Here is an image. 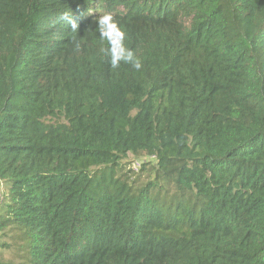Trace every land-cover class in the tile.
Here are the masks:
<instances>
[{
	"label": "trees",
	"instance_id": "obj_1",
	"mask_svg": "<svg viewBox=\"0 0 264 264\" xmlns=\"http://www.w3.org/2000/svg\"><path fill=\"white\" fill-rule=\"evenodd\" d=\"M1 185L0 264H264V0H0Z\"/></svg>",
	"mask_w": 264,
	"mask_h": 264
},
{
	"label": "clouds",
	"instance_id": "obj_2",
	"mask_svg": "<svg viewBox=\"0 0 264 264\" xmlns=\"http://www.w3.org/2000/svg\"><path fill=\"white\" fill-rule=\"evenodd\" d=\"M69 23L72 31L76 32L79 30V23L76 20L71 19ZM97 23L101 38L107 41L108 47L105 52L110 57L112 68H118L123 62L131 64L136 70H140L143 66L142 61L127 46V33L114 17L111 14H105L98 19Z\"/></svg>",
	"mask_w": 264,
	"mask_h": 264
},
{
	"label": "rangeland",
	"instance_id": "obj_3",
	"mask_svg": "<svg viewBox=\"0 0 264 264\" xmlns=\"http://www.w3.org/2000/svg\"><path fill=\"white\" fill-rule=\"evenodd\" d=\"M148 159H151L152 161H151V163L153 164V165H155L156 163H157V160L154 158V156H148V155H143V156H139V157H135L134 155H131L130 156V158H129V160H131V166H130V168L131 169H134L136 172H138V171H140V169H141V167L143 166V163L146 161V160H148ZM123 163H125V160H123ZM138 163H140V165L139 166H137V164ZM145 165V164H144ZM102 167H104V166H102ZM102 167H99V166H97V167H93L92 169L93 170H99V169H101ZM136 167H137V169H136ZM102 170H103V173H101L102 172ZM102 170H101V175H104L105 173H106V177H107V180L105 181L106 183H109V182H111V181H113L112 182V186L113 187H122V185L124 184L122 181H119V182H117L118 181V175H115V176H112V169L111 168H102ZM100 173H99V175H100ZM99 177V176H98ZM2 185L0 186V196H1V194H2Z\"/></svg>",
	"mask_w": 264,
	"mask_h": 264
},
{
	"label": "built area",
	"instance_id": "obj_4",
	"mask_svg": "<svg viewBox=\"0 0 264 264\" xmlns=\"http://www.w3.org/2000/svg\"><path fill=\"white\" fill-rule=\"evenodd\" d=\"M139 165H140V163L137 164V166H139ZM136 169H137V167H136Z\"/></svg>",
	"mask_w": 264,
	"mask_h": 264
}]
</instances>
